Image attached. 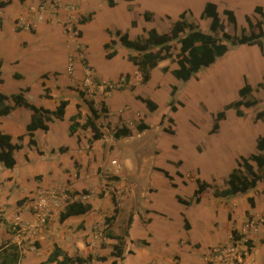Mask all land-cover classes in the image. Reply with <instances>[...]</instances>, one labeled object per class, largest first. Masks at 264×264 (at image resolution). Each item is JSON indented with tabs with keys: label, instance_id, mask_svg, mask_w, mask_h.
Segmentation results:
<instances>
[{
	"label": "rangeland",
	"instance_id": "rangeland-1",
	"mask_svg": "<svg viewBox=\"0 0 264 264\" xmlns=\"http://www.w3.org/2000/svg\"><path fill=\"white\" fill-rule=\"evenodd\" d=\"M116 1L118 4L115 7H111L108 5L107 0H83L84 4L79 6L78 9L80 11L90 10L97 12L94 19L84 26L85 38L83 41L90 46V56L96 68L102 70L101 72L112 79H115V77L117 79L122 73L134 71L135 66L128 58V54L131 51L121 44L115 46L118 51L115 57L111 59H107L104 56L101 57V54L103 55V39L108 38L106 28L121 29L128 32L132 38L145 35V30L150 28H157L161 32L168 31L172 20L176 19L184 10L189 9L193 12L194 17H197L203 28L207 29L209 20L200 19V15L205 3L213 1L217 3L220 16L228 27V31L230 33L241 34L242 28L247 26L246 16L249 15L253 20H256L258 15L254 12L255 6L262 5L264 7V0ZM61 4L62 0H50L48 5L42 3L37 9L39 13L49 12L51 21L58 14ZM65 5L67 7L71 6L69 2H65ZM17 6L19 5L16 4L1 11V16H3L5 23L3 33H9L12 30L14 22L13 12ZM228 8L234 10L236 14L238 21L236 28L228 21L224 13V9ZM31 9L34 12L36 7H31ZM147 10L155 13L153 21L148 22L145 20L143 13ZM133 21L137 22L136 26L132 24ZM80 27L81 25L78 22L65 21L62 29L70 39L77 42L75 41L77 34L74 29L79 30L81 29ZM31 30H34V28L32 27ZM0 34L2 35V33ZM9 38H11V35H9ZM30 39V48L32 50L30 59H33L28 60L25 53L18 50L17 54L21 59L20 62L13 64V60L5 59L4 64H2V71L7 82L6 93L17 91L19 86L28 84L31 86L28 99L30 102L36 103L41 99L42 72H46L47 75L49 74L48 77L57 78L53 67V56H55L53 54L57 52L61 53V51L58 50L60 48L59 45L55 46L58 49L54 51V48L50 46H47L49 49L44 51L47 49L46 46L43 47L42 42L44 41L39 43L38 38L34 39L32 37ZM11 40L13 41V38ZM65 40L61 37L57 42L63 44ZM50 44L52 45L53 41ZM84 52L85 48L81 49L80 54L85 59ZM71 57L77 67L76 57ZM176 66L177 64L171 58L160 61L159 65L152 71L151 80L146 84L140 82V75L134 77L135 83L139 85L138 89L133 91L129 88L126 90L127 92L123 99L127 100L128 98V100L123 107L120 106L121 101L117 95L110 98V116L107 117L102 114V117L97 122L102 126L106 134V162L109 160L108 146L109 144L110 146L114 145L116 154L113 153L115 156H113L112 164L114 166L119 164L118 171H123L125 176H122V179L114 174L104 176L105 173L100 170V175H103L101 177L106 179L105 184L103 185L101 181L94 183L87 189L89 191L88 195L80 191L73 199L87 200L93 194L91 195V199L94 203L107 208V202L102 200L105 193L108 192L111 201L112 195H116L121 211L113 227L119 233H123L126 229L130 213L148 219L151 216L152 210L155 212L159 207H163L169 210L171 217L176 219L178 218L177 216H181L180 212L183 211L184 205L178 202L176 196L181 194L188 199L192 197L193 191L196 188L195 178L199 177L202 180H207L212 185V188L208 190L210 200L205 205H212V209H215L216 212L212 213V229L214 232H218L220 240L225 241L222 244L210 246L207 249L203 257L204 264H206L209 253H215L214 250L219 247L228 249L226 251L227 258H234L242 255L247 250L245 244L246 238H252L254 244L258 246L264 241V179L258 182L255 189L250 191V196L254 197V199L257 198L256 200L259 201L256 209L250 210L251 207L248 204L249 196L245 199L246 195L243 194L240 197L241 200L244 197V202H247V205H249L247 209L241 204V201L237 209L230 206L228 213L230 211L233 213L234 220L235 212H237V220L235 222H231L228 219V213L224 214V216L222 215L224 209L220 200L222 201L223 198L213 195V187L225 186L224 180L227 178L229 172L237 166L240 156H248L250 153L256 151L257 137L264 132V117H258V114L264 111V88L258 86L259 82L264 81V47L261 49L257 45L247 44L230 46L225 55L219 57L210 66L202 68L195 77L186 82L175 78L170 71L164 70L165 67L172 70ZM107 67L110 68V71ZM16 69L24 74L23 79L13 77ZM69 71H71V68H69ZM83 80L84 77L82 78V82L76 84V87L73 89L84 90L86 92L85 98L87 100H94L96 106L101 109L102 101H106L105 98L110 94L102 93L97 88H94L95 91H89L84 87ZM131 80L133 79L131 78ZM245 80L253 85L252 96L258 100V103L251 107L243 106L242 109L245 114L242 117L237 116L234 109L227 110L226 118L220 121V128L215 133H212L213 115L224 109L226 104L239 98L238 90L243 86ZM66 81V77L63 76L62 82ZM50 82L51 84L56 83L53 80ZM173 85L177 86L176 100L183 102V105L177 104L176 111H172L169 106ZM136 93L153 99L158 104V109L151 112L141 101H137V104L133 103L132 99L136 100ZM85 108H87L88 112L83 114L82 122L85 121L86 116L90 113L87 104ZM171 118L175 121L174 123L170 120ZM0 120L2 121V130L6 131L7 118L0 117ZM142 121L147 122L150 128L139 132L137 124ZM123 125L130 127L133 134L119 139L114 138L116 127ZM12 128L17 130L18 133L21 130L24 131L25 127L21 128L20 125H14ZM165 129H173L175 133H168ZM13 135H15V142H21L18 140L15 132H13ZM37 167L38 165H34V163L31 166H24L20 157L18 167L13 170V173H18L22 170V172H26L25 174H29L31 170ZM156 167L169 171L174 176V182L178 187H173L164 173L156 170ZM1 178H4V174L0 169ZM4 180L6 181V178ZM7 180V184H5L3 189L5 194H9L8 198H6L7 203L5 202V205L0 204V245L10 242L8 234H18L24 250V256L19 264H39V262L29 259L32 254L31 252L36 251L38 248L37 238L33 233H29L31 223L25 226L20 223L16 224L14 220L15 216L19 214V207L24 205L29 213L35 214L37 219L35 223L38 224L45 214L48 222L50 207L56 202L61 203V205L67 203L69 196L66 192L71 191L69 189L70 184H66L62 188L36 187L31 189L30 182L22 183L21 185L18 182L11 183V178ZM8 185H11L12 188L9 189ZM40 190H55L57 191V198H50L53 201H50L49 205L39 214L33 209L32 203L35 200L34 196ZM102 192L103 194H101ZM18 201H21V203L19 204ZM247 210L252 215V222H249L246 214ZM226 218L228 222H225ZM175 223L176 230L179 223ZM41 227L45 228L46 226ZM105 227L103 223V228ZM234 227L246 235V238L237 241L235 244L231 240V229ZM149 230L153 233L150 236L151 243L149 245L146 244V247H144L145 244L138 246L137 264H151L155 261L161 263L163 260L168 262L165 258L168 257L167 253L163 250L165 244L162 241L160 227L155 223L150 226ZM206 247L207 245L204 246V249ZM169 250V254H172V251L177 252L172 247ZM254 251V255L249 260L252 262V260L256 259L259 264H264V247L259 246L258 248H254ZM244 261L245 259H242L241 263L244 264Z\"/></svg>",
	"mask_w": 264,
	"mask_h": 264
},
{
	"label": "crops",
	"instance_id": "crops-1",
	"mask_svg": "<svg viewBox=\"0 0 264 264\" xmlns=\"http://www.w3.org/2000/svg\"><path fill=\"white\" fill-rule=\"evenodd\" d=\"M49 2L50 0H25L23 2H21L20 0H12V3L8 6L0 7V33H2V35L0 34V70L2 71V64H4L5 59L13 60V64H18L20 62L21 59L17 54L18 50L23 51L28 60L33 59H30V56L32 55V50L30 48V38L32 37H34V39L38 38L39 43L44 41L42 42L43 47H53V51L55 49H58L55 46L59 45L60 48L58 50L61 51V53L57 52L53 54L55 55L53 56V67L55 69L57 78L52 76L48 77L49 74L47 75L46 72H42V75L46 76H41V99L39 100V102L32 103L37 106H44L49 109H55L61 100H69V104L66 108L65 116L63 119L54 118L51 122H49L48 130L38 129L35 131L37 146L29 145V138L27 136H25V138L21 142H18L22 144V146L15 152L17 164L14 168L9 169L5 165L0 163V169L4 174V178H6V181L4 180V178L0 179V204L4 205L6 202V198H8L9 195L5 194V192L3 191L5 184H7L8 178H11V183L18 182V184L21 185L22 183L30 182L31 189H34L36 187L62 188L66 184H70L69 189L71 191H83V188H86L87 190L89 189V186H92L94 183H97L99 181H101L103 185L105 184L106 179L101 177L103 175H100V170L105 173L104 176L114 174L121 179L122 176H125V173H123V171H118L115 168L114 164H112L113 156H115L113 155V153H115L114 145L110 146L109 144V160L107 162L105 160V151L107 150V142H105L106 134L102 139L94 140L92 143V147H90L88 141L92 138V132L89 128H79V130L74 135H71L69 131V126L72 122V116L78 113V111H81L82 116L83 114H86L88 112L87 108H85L86 104L83 100V96H81L80 94L81 89L74 90L73 88L76 87V84H80L82 82V78L89 73V70L94 73L99 82L117 81L120 78V76H118L117 79L116 77L115 79H112L101 72L102 70H98L96 68L90 56V46L88 43L83 41L85 38L84 26L90 21L85 24H80L81 29L79 30H81L83 34L81 37H76L75 41L77 42H74L72 39H70L62 29L63 23L65 21L76 23L78 22V17H80L81 15H87L92 11L78 10L79 6L84 4L83 0H62L61 7L59 8L58 14L56 15L57 17H53V19L50 21V15L48 14L49 12L39 13V10L37 9L42 5V3L48 5ZM65 2H69L71 4V7L73 8H69V6L67 7L65 5ZM16 4H18L20 7H15V11L13 12L14 22L12 30L9 33H3L5 30V23L3 20V16H1V11ZM117 4L118 3L116 1V5ZM31 7H36V10L33 12ZM95 14H97L96 11ZM32 27L34 28V30H31ZM107 29L114 30L113 28H106V32ZM9 35H11V38H13V41H15L14 43L11 38H9ZM53 36H55V38H53ZM61 37L63 39H66L63 44H59L57 42V40L61 39ZM109 40L110 35L108 34V38L103 39L102 50L104 43ZM52 41L53 44L51 45L50 43ZM84 48V54L89 68H86L84 66L82 60L83 58L80 54L81 49L83 50ZM48 49L49 48L45 49L44 51ZM71 56L76 57L77 67L72 61L73 66L71 68V71H69L70 59L72 58ZM102 56L105 57L104 50L103 55L101 54V57ZM107 69L110 71V68L107 67ZM13 74V77L17 79L24 78V74L17 69ZM129 74H131L133 83H135L134 77L139 76L137 68L135 67V70L130 71ZM16 75H18L19 77H17ZM2 76L5 80V91L7 82L4 77L3 71ZM63 76L66 77V82H62ZM51 80L55 81L56 83L51 84ZM138 86L139 85L136 84V90L138 89ZM22 88L28 89L25 92V95L28 98L31 91V86L28 84L19 86L17 91H11L7 94L18 92ZM45 88H48V90H46ZM128 89L129 87L123 90H114L109 96L105 98L110 110V98L115 95L120 98V106H125L124 104L125 102H127L128 98L127 100L123 98H125V93ZM137 101L139 100L132 99V102L135 104H137ZM31 114L32 111L27 108H15L10 114H8L7 116H3L7 118L6 131H3L10 133L15 141V135H13V132L17 134V138L19 135L24 134L26 125L30 121ZM82 119L83 117L79 119V121L82 122ZM14 125H20L21 128L24 126V131L21 130L17 133V130H14L12 128ZM61 147H63L65 150L60 151ZM19 154L22 158L24 166H31L34 163V165H38V167L31 170L29 174H25L26 172L24 173L22 172V170L18 173H13V170L16 169L19 164ZM75 161H77L80 166L78 175L76 174L77 168L75 167ZM21 185L19 186L21 187ZM8 186L9 189L12 188L11 185ZM248 194L249 195L246 194L245 199H247V196L251 195L250 192ZM91 195L87 200L82 199L84 202L92 203L93 208L91 211L82 215L70 216L64 221H60L59 214L65 209L67 203L63 205L57 202L54 203L53 206H51L49 209L50 216L45 228L40 227L37 223H35L37 221L35 214L29 213L26 206L22 205L21 207H19V214L15 216L14 219L16 224L20 223L25 226L31 223L29 233H33L38 241V248L36 249V251L31 252L32 254L29 257L30 260L37 261L39 263L46 260L49 254L53 251L55 244H57L71 256L80 255L86 258L89 255H93V259L90 262L76 264H111L112 260L114 259V257L111 256L112 245L117 241L114 238L105 236V233L103 232V223L105 217L107 215H111L114 207L111 201V197L108 195V192L105 193V196L102 198L103 201L107 202V208H103L102 206L94 203V201L91 199ZM242 198L243 200H241L240 195H237L231 198H223L222 201L220 200L224 209L222 211V215L224 216V214L228 213L230 206H233L234 209H237L240 201L242 202L241 204H243L247 209L249 205H247V202H244V197ZM256 199L257 198H255V209L257 208V204L259 202ZM208 200H210V193L207 191L203 194L200 202L194 203L189 206L184 205L183 211L180 212L181 216H177L178 218L176 219L171 217L169 210L163 207H159L155 212H153V210H150L151 216L148 219H145L140 215L138 216L137 214L135 215L134 213H130V215H133V222L130 226L129 234L126 237L127 249L125 252V257L120 262V264H137L139 253L138 246L145 244L144 247H146L151 243L150 236H152L153 233L149 229L150 226L154 225L155 223L161 229L162 241L165 244L163 250L167 253L166 255L168 257L165 258L168 260V262L163 260L161 263L155 261L151 264H204L203 257L206 254L207 249L210 246L222 244L225 242L224 240H220L218 232H214L212 229V213L216 211L215 209H212V205H205ZM251 209L253 208H250V210ZM236 213L237 212H235L234 216L235 220H237ZM183 214L191 224V228L189 230H186L184 228ZM119 215L117 216V219ZM175 222L179 223L178 229L176 230ZM225 222H228L227 218ZM111 230H113L115 234H122L119 233V231H116L115 227L113 226ZM8 238H10V242L16 241L20 243L18 234H8ZM144 241H146L147 243H144ZM103 243L105 244V246H103ZM205 245H207L206 249H204ZM259 246L264 247V241ZM259 246L255 245L254 248H258ZM171 247L173 249H176L177 252L172 251V254H169V249ZM254 253L255 251L251 252V256H246L244 264H259L256 259L252 260V262L249 260L252 255H254ZM98 256H104L106 257V259L99 260L97 258Z\"/></svg>",
	"mask_w": 264,
	"mask_h": 264
},
{
	"label": "trees",
	"instance_id": "trees-1",
	"mask_svg": "<svg viewBox=\"0 0 264 264\" xmlns=\"http://www.w3.org/2000/svg\"><path fill=\"white\" fill-rule=\"evenodd\" d=\"M21 2L25 0H20ZM130 1V0H129ZM12 3V0H0V7H6ZM109 6H116V0H107ZM254 12L258 15L256 20H253L249 15L246 16L247 26L242 28V33H230L228 27L223 22L217 3L213 1H207L204 5L203 11L200 15V19H208V28L204 29L199 23L197 17L195 18L193 12L189 9L181 12L178 17L170 23L168 31H159L157 28H150L145 30V35L132 38L128 32L121 29H107V33L110 35V40L105 42L103 50L105 57L111 59L118 53L116 49L117 44H121L131 52L128 54L129 60L137 68L140 75V82L142 84L148 83L152 78V71L159 65V62L171 58L177 64L175 68L170 70L165 67V71H170L171 74L182 81H188L192 77H195L197 73L204 67H208L215 63L217 59L225 55L230 46L238 44L257 45L261 49L264 47V7L262 5H256ZM224 13L228 18V21L237 26V17L232 9H224ZM95 11L88 13L87 15H81L78 19L79 24H85L93 19ZM146 21L150 22L155 19V13L147 10L143 13ZM134 26L137 25L136 21H133ZM75 28V27H74ZM77 37L82 36V31L74 29ZM177 44L179 45L177 47ZM178 48V51L176 52ZM83 64L88 68V62L86 58L82 59ZM19 77L18 75H16ZM46 75H43L45 77ZM120 80L124 81L115 88L117 90H123L127 87L131 90H136V84L131 83V75L129 73L120 75ZM5 80L0 70V117L7 116L15 108L23 107L32 111L30 121L26 125L25 133L18 136V140L22 141L25 136L29 138V145L37 146L35 138V131L38 129L48 130L49 122L54 118L63 119L65 116L66 108L69 104V100L63 99L59 102L55 109H49L44 106H37L30 102L25 95L27 88H22L18 92L7 94L4 91ZM259 87L264 88V81L258 83ZM48 90V88H45ZM108 91L111 88H107ZM254 87L247 80H245L243 86L238 90L239 98L231 101L224 106V109L216 112L213 115L214 123L211 129L212 133H215L220 128V121L224 120L227 115V110L234 109L237 116H244L243 106L251 107L258 103V100L252 96ZM177 92V86L173 85L171 90V98L169 100V106L172 111L177 110V104L183 105V102L176 100L175 95ZM83 100L86 102L89 108V115L86 116L84 122H80L82 113L78 111L71 118V124L69 131L71 135H74L79 128H89L92 132V138L89 140V146L92 147L94 140L102 139L105 135L102 126L98 124V119L102 117V114L109 116L110 109L106 101H102L101 109L96 106L94 100H87L85 98V92L80 90ZM135 98L141 101L151 112L158 109V104L149 97H144L140 94H135ZM259 118L264 117V111L258 114ZM173 123V118L170 119ZM150 128V125L142 121L137 124V130L142 132ZM168 133L174 134L173 129H165ZM132 129L126 125L116 127L114 131V138H121L124 136L132 135ZM22 144L14 141L13 136L10 133L4 132L1 129L0 121V163L7 168L12 169L17 164L15 152L21 148ZM63 147L60 151H64ZM75 167L77 168L76 174H79V164L75 161ZM156 170L161 171L169 179L173 187H177L174 182V176L164 168L156 167ZM178 174L181 175L180 172ZM118 178V177H116ZM264 179V132L257 137L256 151L250 153L248 156L241 155L237 161V166L234 167L224 180L225 186H214L213 195L222 198H231L237 195H246L251 190L255 189L260 182ZM196 188L193 191L192 197L189 199L183 198L182 195L176 196L179 203L183 205H192L201 201L202 196L207 192L212 185L207 180L201 178H195ZM70 182V181H68ZM1 192V185H0ZM85 194H89V191L84 189L82 191ZM80 191H67L69 196L65 209L60 213V221H64L70 216L82 215L92 210L93 205L90 202H84L81 199H73L75 195ZM103 194V192L101 193ZM103 196V195H101ZM112 201L114 204L113 213L107 215L104 220L105 224V236L114 238L117 242L112 245L111 256L114 257L111 264H120L125 257L126 252V237L129 234L130 226L133 222V215L128 218L126 229L122 234H115L111 230L114 222L117 220V216L120 212L119 201L116 195H112ZM20 204L21 201H18ZM248 203L251 208L256 206L255 199L252 196L248 197ZM249 220L252 219L249 211H246ZM184 215V214H183ZM228 219L231 222H235L233 213H228ZM184 228L189 230L191 228L190 222L184 215ZM246 238L244 233H241L237 228L231 229V240L235 244L237 241ZM144 243H147L144 241ZM245 244L247 246V254H242V259H245L248 254L253 252L255 246L252 238H246ZM103 246L105 244L103 243ZM212 251V250H211ZM22 244L16 241L3 243L0 245V264H19L23 258ZM99 260H105L106 257L98 256ZM93 259V255L88 257H82L80 255L71 256L68 252L64 251L61 247L55 244L53 251L49 254L46 260L41 261L39 264H76L90 262ZM242 264V263H240Z\"/></svg>",
	"mask_w": 264,
	"mask_h": 264
},
{
	"label": "built area",
	"instance_id": "built-area-1",
	"mask_svg": "<svg viewBox=\"0 0 264 264\" xmlns=\"http://www.w3.org/2000/svg\"><path fill=\"white\" fill-rule=\"evenodd\" d=\"M69 8H73V7L69 6ZM72 66H73L72 65V59H70V68H72ZM123 81H124V79H122V80L118 79L117 81L99 82L97 80V78L95 77L94 73L89 70V73L86 74V76L84 77L83 85L89 91H92V90L95 91L94 88H97L102 93L104 92L107 95H109L114 90H117L115 88L119 87V85H121V83ZM132 81L133 80H131V83H132ZM108 87L111 88L110 91L107 90ZM92 94L94 95V93H92ZM85 96H86V94H85ZM109 116H110V113H109ZM115 166H116L115 168L117 170L120 167L119 164H117ZM34 197H35V200L32 203V207L34 210H36L40 214L41 211H43L44 208H46L49 205V202L53 201L52 200L53 198H55V199L57 198V191H55V190H40L36 193V195ZM50 198H52V199L50 200ZM252 220L253 219L249 220V222H252ZM38 225L40 227L41 226L45 227L47 225L46 214H45V216L42 217V219H40V221L38 222ZM104 229H103V231H104ZM227 250H228L227 248H223V247L216 248L214 250L215 253H212V252H211V254L209 253V256L207 257L206 264H240L242 262V255H238L234 258H227L226 257V251ZM245 253L247 254V250L245 251Z\"/></svg>",
	"mask_w": 264,
	"mask_h": 264
}]
</instances>
